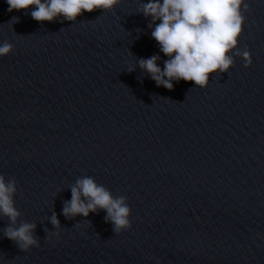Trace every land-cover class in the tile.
Masks as SVG:
<instances>
[{
	"label": "water",
	"instance_id": "1",
	"mask_svg": "<svg viewBox=\"0 0 264 264\" xmlns=\"http://www.w3.org/2000/svg\"><path fill=\"white\" fill-rule=\"evenodd\" d=\"M147 2L41 23L0 0V45H14L0 56V175L39 240L20 250L0 215V264H264V0H245L236 50L251 66L234 56L206 87L172 90L138 66L168 58ZM82 176L128 198L130 229L114 233L103 210L62 215Z\"/></svg>",
	"mask_w": 264,
	"mask_h": 264
},
{
	"label": "clouds",
	"instance_id": "2",
	"mask_svg": "<svg viewBox=\"0 0 264 264\" xmlns=\"http://www.w3.org/2000/svg\"><path fill=\"white\" fill-rule=\"evenodd\" d=\"M8 11H27L34 6L30 15L37 22L56 20L74 22L84 12L95 10L113 11L121 0H6ZM249 10L245 0H148L141 3L139 13L151 22V37L159 45L166 57L163 68L158 61L161 57L152 55L140 58L138 66L147 72L156 85L168 90L173 82L181 80L194 82L204 88L209 83L210 74L225 73L234 65V56L241 57L245 67L252 64L247 47L238 48V38L243 31L246 13ZM159 21V23H157ZM236 50V51H234ZM14 51V45L5 41L0 45V56ZM132 69L131 71H134ZM71 199L64 201L62 215L66 219L103 210L104 220L112 225L114 233L131 228V209L126 196L114 197L103 185L89 176L79 177L70 187ZM18 193L15 178L7 179L0 175V215L8 218L4 237L13 241L20 250L28 251L39 247L35 235L37 225L20 221L21 212L15 207L14 197ZM55 229L48 234L59 238L61 223L55 212L50 217Z\"/></svg>",
	"mask_w": 264,
	"mask_h": 264
}]
</instances>
